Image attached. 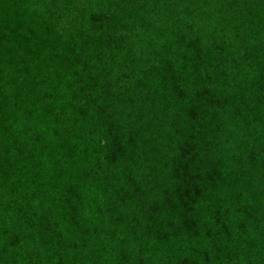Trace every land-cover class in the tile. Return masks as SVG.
<instances>
[{"label": "trees", "instance_id": "16d2710c", "mask_svg": "<svg viewBox=\"0 0 264 264\" xmlns=\"http://www.w3.org/2000/svg\"><path fill=\"white\" fill-rule=\"evenodd\" d=\"M0 264H264V0H0Z\"/></svg>", "mask_w": 264, "mask_h": 264}]
</instances>
